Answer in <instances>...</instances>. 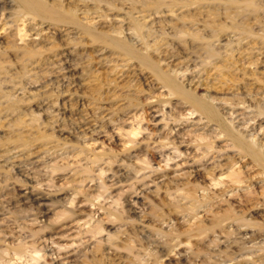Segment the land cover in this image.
Wrapping results in <instances>:
<instances>
[{
  "label": "rangeland",
  "instance_id": "rangeland-1",
  "mask_svg": "<svg viewBox=\"0 0 264 264\" xmlns=\"http://www.w3.org/2000/svg\"><path fill=\"white\" fill-rule=\"evenodd\" d=\"M21 2L0 0V264H264L263 166L142 60L261 145L264 0Z\"/></svg>",
  "mask_w": 264,
  "mask_h": 264
},
{
  "label": "bare ground",
  "instance_id": "bare-ground-1",
  "mask_svg": "<svg viewBox=\"0 0 264 264\" xmlns=\"http://www.w3.org/2000/svg\"><path fill=\"white\" fill-rule=\"evenodd\" d=\"M20 1V0H19ZM23 3H24V5L29 9V10H32L31 12H33L34 10L36 11V9H38V8H40V7H42V5L39 3V0H21ZM46 1V0H45ZM21 2V3H22ZM248 2V1H247ZM249 2H250V0H249ZM252 2V1H251ZM252 3H254V1L252 2ZM256 3V2H255ZM254 3V4H255ZM46 4V3H45ZM251 4V3H250ZM24 6V7H25ZM247 6V5H246ZM57 7V6H56ZM74 7V6H73ZM23 8V7H22ZM43 8V7H42ZM59 8V7H58ZM45 9V8H44ZM62 9V8H61ZM42 10V9H41ZM87 10V9H86ZM24 11V10H23ZM34 11V12H35ZM40 11V10H39ZM43 11V10H42ZM49 11V10H48ZM51 11H53V10H50V12L48 13V15L50 14V17L54 14V12L55 11H53L52 13H51ZM68 11V10H67ZM84 11V10H83ZM30 12V11H29ZM45 12H47V10L45 11ZM44 12V13H45ZM62 12V11H61ZM70 12V11H69ZM27 13V12H26ZM36 13V12H35ZM56 13V12H55ZM58 13V12H57ZM75 13V12H74ZM37 14H38V12H37ZM52 14V15H51ZM59 14V13H58ZM85 14V13H84ZM88 14V13H87ZM34 15V14H33ZM47 15V14H46ZM75 15V14H74ZM17 16V15H16ZM60 16V15H59ZM34 17V16H33ZM53 17V16H52ZM74 17V16H73ZM54 18V17H53ZM22 19H23V17H22ZM20 20V19H19ZM48 20V19H47ZM50 20H51V18H50ZM56 22V21H55ZM136 23V22H135ZM138 23H140V22H138ZM67 24V23H66ZM137 24V23H136ZM138 25V27L140 26L139 24H137ZM137 25H136V27H137ZM135 27V28H136ZM140 28V27H139ZM139 28L137 29V30H139ZM142 30V29H141ZM141 30H139V33L141 32ZM122 32V31H121ZM138 32V31H137ZM20 33V32H19ZM117 33H119V32H117ZM41 34V33H40ZM20 35V34H19ZM22 35V34H21ZM20 35V36H21ZM23 39V38H22ZM236 39V38H235ZM121 41V40H120ZM28 43V42H27ZM110 43V42H109ZM111 43H114L117 47H119V46H122L121 48H126V49H129L130 48V46H128V45H126V44H124L123 43V45L119 42V40H116V39H113V41L111 42ZM30 44V43H29ZM28 44V45H29ZM113 45V44H112ZM148 46V45H147ZM207 46V45H206ZM38 47V46H37ZM211 47V46H210ZM24 48V47H23ZM29 48V47H28ZM39 48V47H38ZM123 48V49H124ZM132 48V47H131ZM206 48V47H205ZM35 49V48H34ZM125 49V50H126ZM207 49V48H206ZM27 50V49H26ZM130 50H132V52H134V50L133 49H130ZM208 50V49H207ZM210 50V49H209ZM35 51V50H34ZM73 51V50H72ZM124 51V50H123ZM128 51V50H127ZM25 52V51H24ZM74 52V51H73ZM125 52V51H124ZM131 52V51H130ZM209 52V51H208ZM213 53V51L211 52V54ZM210 54V55H211ZM214 54V53H213ZM25 55V54H24ZM28 55V54H27ZM37 55V54H36ZM72 55V54H71ZM30 56V55H29ZM150 56V55H149ZM71 57V56H70ZM38 60V59H37ZM142 60L143 61H145L152 69H154L155 71H156V73L159 75V77L165 82V84L167 85V86H169V87H171V90L172 91H174L175 93H179V94H182V95H184V96H186L187 97V99H189V101H192L193 102V104H194V107L193 108H191L192 109V111H193V113L194 112H198L199 111V114H210L211 116H213V118L214 117H216V119H218L219 121H220V125H222V127H224V128H226V130H227V133L230 135V137H231V139H233V141L235 142V144L238 146V148L240 147L241 148V150L244 152V154H249L250 156H252V158H253V160L257 163V164H259L263 169H264V143H262L261 145L260 144H258V142H254V141H247V140H245V138H244V136L243 135H245V132L244 131H242V130H239V128L238 129H233L232 128V126H229L228 125V123L226 122L225 123V121L223 122L222 121V119H221V116H220V113H218V110H217V107H214L213 106V104L211 103L212 101H210V100H206V99H203L202 97H198V96H196V95H194V94H192L188 89H186V88H183L181 85H179L177 82H176V79L173 77V76H171V74H168L167 72H165V71H163L158 65H157V63H154V61L150 58V57H148L147 55H145V56H143L142 57ZM30 63V62H29ZM35 66V65H34ZM41 66V65H40ZM67 67V66H66ZM65 67V69H67ZM72 67V66H71ZM147 67V66H146ZM145 67V68H146ZM52 68V67H51ZM68 70V69H67ZM73 70V69H72ZM187 71V70H186ZM41 72V71H40ZM39 72V73H40ZM44 72V71H43ZM46 72V71H45ZM66 76V75H65ZM186 76V75H185ZM189 78V77H188ZM157 80H158V78H157ZM200 80V79H199ZM235 85V84H234ZM238 87V86H237ZM169 89V88H168ZM238 90V89H237ZM240 90V89H239ZM245 91V90H244ZM168 92H169V90H168ZM241 92V91H240ZM256 92V91H255ZM258 94V93H257ZM172 95H173V93H172ZM171 95V96H172ZM246 95V94H245ZM238 96V95H237ZM240 96H242V95H240ZM250 98V97H249ZM255 98H256V96H255ZM186 99V98H185ZM210 99V98H209ZM257 99V98H256ZM262 99V98H261ZM213 100V99H212ZM234 100H235V98H234ZM232 101V100H231ZM251 101V100H250ZM255 101V100H254ZM183 102H185V101H182V103ZM226 102V101H225ZM247 102V101H246ZM232 104H233V102H231ZM235 103H237V102H235ZM243 103V102H242ZM224 104H226V103H224ZM244 104V103H243ZM242 104V105H243ZM230 105V104H229ZM234 105V104H233ZM240 105H241V103H240ZM241 105V106H242ZM253 105V104H252ZM192 106V105H191ZM223 106V105H222ZM235 106V105H234ZM239 106V105H238ZM244 106V105H243ZM247 105H245V107H246ZM256 105H254V107H255ZM263 106V105H262ZM175 108V107H174ZM232 108V107H231ZM239 109H232V112L230 111V113L232 114V116L233 115H235V117L234 118H236L237 119V117H239V119H237V120H239V121H241V120H243V124H245V123H247V119H248V117H250V116H253L252 115V113H249V112H246V110L243 108H241L240 106L238 107ZM187 110V109H186ZM259 111H257L259 114H263L264 113V111H262L261 112V110H264V109H258ZM189 111V110H188ZM228 111V110H227ZM190 112V111H189ZM201 112V113H200ZM228 114V113H227ZM194 116V115H193ZM230 116V115H229ZM258 115H256V117H257ZM260 116V115H259ZM263 116H264V114H263ZM136 117V116H135ZM173 117V116H172ZM171 117V118H172ZM174 117H176V116H174ZM173 117V118H174ZM185 117V116H184ZM189 118V117H188ZM247 118V119H246ZM252 117H250L248 120L249 121H251V120H253L254 121V118L253 119H251ZM177 119V118H176ZM187 119V118H186ZM185 119V120H186ZM198 119V118H197ZM200 119H201V122H202V117H200ZM246 119V121H244ZM173 120V119H172ZM180 120V119H179ZM179 120H178V122H179ZM184 121V120H183ZM194 121V120H193ZM175 122V121H174ZM183 123V122H182ZM231 123H233V124H235L234 123V121H231ZM249 123V122H248ZM247 123V124H248ZM255 123V122H254ZM262 123V125H263V123H264V120L261 122ZM212 124V123H211ZM207 125V124H206ZM237 125H239V124H237ZM242 125V124H241ZM249 125V124H248ZM254 125V124H253ZM141 126V125H140ZM168 126V125H167ZM182 126V125H181ZM204 126V125H203ZM247 126V125H246ZM261 126V125H260ZM259 126V127H260ZM138 127V126H137ZM212 127V126H211ZM239 127H240V125H239ZM241 127H243V125L241 126ZM175 128V127H174ZM219 128V127H218ZM244 128V127H243ZM261 128H263V127H261ZM136 129V128H135ZM177 130V129H176ZM234 130V131H233ZM129 131V130H128ZM137 131V130H136ZM203 131V130H202ZM220 131V130H219ZM236 131L238 132V134L236 133ZM216 132H218V131H216ZM215 132V133H216ZM262 132V131H261ZM104 133V132H103ZM135 133H137V132H135ZM139 133V132H138ZM194 133V132H193ZM214 133V134H215ZM219 133V132H218ZM239 133H241V134H239ZM132 134V133H131ZM134 134V133H133ZM217 134V133H216ZM221 134V133H220ZM219 134V135H220ZM223 134V133H222ZM135 135V134H134ZM134 135H133V137H134ZM138 135V134H137ZM139 135H140V133H139ZM172 135V134H171ZM175 135V134H174ZM181 135V134H180ZM200 135V134H199ZM204 135V134H203ZM209 135V134H208ZM212 135H213V133H212ZM211 134H210V136H212ZM242 135V136H241ZM206 135H204V137H205ZM221 136V135H220ZM223 136V135H222ZM245 136H248L247 134L245 135ZM254 136V135H253ZM202 137V136H201ZM209 137V136H208ZM207 137V138H208ZM216 138L217 137H219V136H215ZM249 137H251V136H249ZM262 137V136H261ZM130 138V137H129ZM163 138V137H162ZM176 138V137H175ZM207 138H205V139H207ZM256 138V137H255ZM255 138H253V139H255ZM167 139V138H166ZM96 140V139H95ZM210 141V140H209ZM260 141V140H259ZM264 141V140H263ZM97 142V141H96ZM182 142V141H181ZM166 143V142H165ZM260 143V142H259ZM155 145V144H154ZM161 145V144H160ZM166 146V145H165ZM211 146V145H210ZM234 146V145H233ZM203 148V147H202ZM214 148V147H213ZM143 149V148H142ZM146 149H147V147H146ZM13 150V149H12ZM147 150H149V149H147ZM197 150V149H196ZM240 150V149H239ZM149 152V151H148ZM20 153V152H19ZM144 153V152H143ZM211 153V152H210ZM213 153V152H212ZM146 154V153H145ZM20 155V154H19ZM136 155V154H135ZM205 155V154H204ZM142 156V155H141ZM16 157V156H15ZM26 157V156H25ZM97 157V156H96ZM95 157V158H96ZM145 157H146V155H145ZM203 158V157H202ZM20 159V158H19ZM143 159H145V158H143ZM7 161V160H6ZM236 161V160H235ZM252 161V160H251ZM20 162V161H19ZM31 162V161H30ZM139 162V161H138ZM137 162V163H138ZM126 163V162H125ZM129 163V162H128ZM149 163V162H148ZM151 163H153V162H151ZM121 165V164H120ZM131 165V164H130ZM146 165V164H145ZM144 165V166H145ZM148 166V165H147ZM110 167V166H109ZM221 167V166H220ZM142 168V167H141ZM248 168V167H247ZM19 169V168H18ZM102 169V168H101ZM117 169V168H116ZM140 169V168H139ZM143 169V168H142ZM148 169V168H147ZM131 170V169H130ZM196 170V169H195ZM238 170V169H237ZM237 170H234L232 173H231V175H233V180H236V181H238V180H240V178H239V176H238V171ZM102 171V170H101ZM133 171V170H132ZM194 171V170H193ZM220 171V170H219ZM107 172V171H106ZM115 172V171H114ZM130 172V171H129ZM29 173V172H28ZM21 174H22V172H21ZM20 174V175H21ZM105 174V173H104ZM112 174V173H111ZM122 174V173H121ZM129 174V173H128ZM127 174V175H128ZM137 174V173H136ZM140 174V173H139ZM139 174L137 175V176H139ZM163 174V173H162ZM213 174V173H212ZM219 174V173H218ZM217 174V175H218ZM31 175V174H30ZM146 175V174H145ZM148 175V174H147ZM161 175V174H160ZM217 175H215V176H217ZM35 176V175H34ZM136 176V175H135ZM214 176V175H213ZM212 176V177H213ZM221 176V175H220ZM259 176V175H258ZM262 176V175H261ZM123 177V176H122ZM131 177V176H130ZM132 177H133V175H132ZM142 177L143 176H140L139 178H141L142 179ZM164 177V176H163ZM225 177V176H224ZM227 177V176H226ZM24 178V177H23ZM26 178V177H25ZM113 178V177H112ZM138 177H136V180L138 181H140V179H139ZM144 178H145V176H144ZM222 178V177H221ZM36 179V178H35ZM111 179V178H110ZM122 179V178H121ZM132 179V178H131ZM213 179V178H212ZM247 179V178H246ZM123 180V179H122ZM126 180H127V178H126ZM224 181H225V179H223ZM222 180V181H223ZM242 180V179H241ZM256 180V179H255ZM112 181V180H111ZM132 181V180H131ZM211 181V180H210ZM216 182H218L217 181V179L215 180ZM224 181H223V183H224ZM246 181V180H245ZM248 181V180H247ZM246 181V182H247ZM41 182V181H40ZM119 182V181H118ZM152 182V181H151ZM150 182V183H151ZM234 182V181H233ZM240 182V181H239ZM31 183V182H30ZM116 183V182H115ZM148 183V182H147ZM221 183V182H220ZM235 183V182H234ZM241 183V182H240ZM114 184V183H113ZM132 184H134V183H132ZM136 184V183H135ZM134 184V185H135ZM154 184V183H153ZM212 184H213V182H212ZM217 184V183H216ZM215 183H214V185H216ZM228 184V183H227ZM238 184V183H237ZM243 184V183H242ZM247 184V183H246ZM103 185V184H102ZM107 185H109V184H107ZM219 184H217V186H218ZM33 186H34V184H33ZM101 186V185H100ZM148 186V185H147ZM230 186V185H229ZM233 186H234V184H233ZM107 187V186H106ZM143 187V186H142ZM226 187V186H225ZM35 188V187H34ZM41 188V187H40ZM218 188V187H217ZM229 188V187H228ZM233 188V187H232ZM237 188V187H236ZM147 190V189H146ZM226 190V189H225ZM37 191V190H36ZM84 191V190H83ZM97 191H99V190H97ZM122 191V190H121ZM120 191V192H121ZM124 191V190H123ZM135 191L137 192L138 191V188H136L135 189ZM238 191V190H237ZM28 192V191H27ZM46 192V191H45ZM101 192H102V190H101ZM119 192V191H118ZM136 192H134V193H136ZM139 192V191H138ZM254 192V191H253ZM26 193V192H25ZM98 193V192H97ZM97 193H95V194H97ZM126 193V192H125ZM140 193V192H139ZM216 193H217V190H216ZM29 194L30 195H28V197H27V200H29V201H31V203H33L35 206H37V205H40V206H42V205H46L47 206V204H46V202L45 201H47V200H49V198H48V196H46L45 195V193L43 194V193H35V191L33 192L32 190L31 191H29ZM88 194V193H87ZM93 194V193H92ZM137 194V193H136ZM135 194V195H136ZM234 194V193H233ZM47 195H49V194H47ZM86 195V194H85ZM99 195V194H98ZM120 195V194H119ZM208 195V194H207ZM206 195V196H207ZM232 195V194H231ZM73 196V195H72ZM100 196V195H99ZM138 196V195H137ZM220 196V195H219ZM233 196H235V195H233ZM108 197V196H107ZM203 197V196H202ZM208 197H209V195H208ZM228 197H229V195H228ZM236 197V196H235ZM255 197V196H254ZM262 197V196H261ZM205 198V197H204ZM258 198V197H257ZM70 199V198H69ZM74 199V198H73ZM89 199V198H88ZM93 199V198H92ZM109 199V198H108ZM136 199V198H135ZM210 199V198H209ZM208 198H207V200H209ZM72 200V199H71ZM96 200H97V198H96ZM226 200V199H225ZM110 201V200H109ZM116 201V200H115ZM119 201V200H118ZM204 202H205V200H203ZM217 201V200H216ZM230 201V200H229ZM255 201V200H254ZM264 201V200H263ZM25 202H26V200H25ZM28 202V201H27ZM49 202V201H48ZM114 202V201H113ZM121 202V201H120ZM212 202V201H211ZM51 203V202H50ZM119 203V202H118ZM218 203V202H217ZM220 203V202H219ZM225 203V202H224ZM126 204V203H125ZM135 204V203H134ZM196 204V203H195ZM214 204V203H213ZM221 204V203H220ZM222 204H223V202H222ZM231 204V203H230ZM243 204V203H242ZM258 204V203H257ZM69 205V204H68ZM71 205V204H70ZM79 205V204H78ZM77 205V206H78ZM128 205V204H127ZM215 205V204H214ZM32 206V205H31ZM81 206V205H80ZM196 206V205H195ZM231 206V205H230ZM68 207V206H67ZM121 207H122V203H121ZM232 207V206H231ZM247 207V206H246ZM254 207V206H253ZM257 207V206H256ZM41 208V207H40ZM75 208V207H74ZM80 208V207H79ZM104 208V207H103ZM124 208V207H123ZM129 208V207H128ZM220 208H221V206H220ZM227 208V207H226ZM233 208V207H232ZM36 209V208H35ZM83 209V208H82ZM81 209V210H82ZM117 209H118V207H117ZM125 209V208H124ZM133 209V208H132ZM79 210V209H78ZM100 210V209H99ZM113 210V209H112ZM130 210V209H129ZM134 210V209H133ZM41 211V210H40ZM111 211V210H110ZM126 211V210H125ZM135 211V210H134ZM227 211H229V210H227ZM233 211H234V208H233ZM238 211V210H237ZM63 212V211H62ZM82 212V211H81ZM85 212V211H84ZM91 212V211H90ZM124 212V211H123ZM65 213V212H64ZM116 213V212H115ZM234 213V212H233ZM89 215H90V213H88ZM110 214V213H109ZM130 214V213H129ZM225 214V213H224ZM119 215H120V213H119ZM221 215H223V212H222V214ZM263 215V214H262ZM92 216V215H91ZM95 216V215H94ZM235 217L236 216V214L235 215H230L229 213H227L226 215H223L222 216V219H231V217ZM8 217V216H7ZM93 217V216H92ZM115 217H117V216H115ZM216 217V216H215ZM242 215H237L235 218L236 219H241L240 221H242V222H244V223H251L252 221L248 218V219H245V217L242 219ZM113 218V217H112ZM2 219V218H1ZM218 219V218H217ZM235 219V220H236ZM253 219V218H252ZM101 220V219H100ZM114 220V219H113ZM263 220V219H262ZM80 221H82V220H80ZM222 221V220H221ZM220 221V222H221ZM251 221V222H250ZM100 222V221H99ZM99 222H97V223H99ZM254 222H256V221H254ZM11 223V222H10ZM92 223V222H91ZM71 224V223H70ZM69 224V225H70ZM73 224V223H72ZM79 224V223H78ZM87 224V223H86ZM85 224V225H86ZM100 224V223H99ZM134 224V223H133ZM169 224V223H168ZM252 224V223H251ZM251 224H249V225H251ZM6 225V224H5ZM82 225V224H81ZM102 225V224H101ZM129 225V224H128ZM128 225H127V227H128ZM13 226V225H12ZM15 226V225H14ZM68 226V225H67ZM84 226V225H83ZM256 226H257V224H256ZM94 227V226H93ZM101 227V226H100ZM99 227V229H101ZM241 227H243V226H241ZM258 227V226H257ZM68 228V227H67ZM89 228V227H88ZM98 228V227H97ZM156 228V227H155ZM155 228H153V229H155ZM236 228V227H235ZM240 228V227H239ZM85 229V228H84ZM103 229V228H102ZM202 229V228H201ZM242 229V228H241ZM256 229V228H255ZM263 229V228H262ZM14 230V229H13ZM36 231L38 230V229H35ZM86 230V229H85ZM98 230V229H97ZM132 230V229H131ZM159 230V229H158ZM203 230V229H202ZM228 230V229H227ZM238 229H236V231H237ZM257 230V229H256ZM39 231V230H38ZM87 231V230H86ZM96 231V230H95ZM94 231V232H95ZM144 231V230H143ZM242 231V230H241ZM31 232V231H30ZM85 232V231H84ZM91 232V231H90ZM93 232V233H94ZM131 232V231H130ZM129 232V233H130ZM160 232V231H159ZM171 232V231H170ZM235 232V231H234ZM253 232V231H252ZM11 233H12V231H11ZM162 233V232H161ZM240 233V232H239ZM1 234V233H0ZM14 234V233H13ZM21 234V233H20ZM37 234V233H36ZM86 234V233H85ZM133 234V233H132ZM163 234V233H162ZM223 234V233H222ZM233 234V233H232ZM256 234V233H255ZM5 235V234H4ZM27 235V234H26ZM56 235V234H55ZM131 235V234H130ZM238 235H240V234H238ZM33 236V235H32ZM57 236V235H56ZM93 236V235H92ZM96 236V235H95ZM164 236V235H163ZM53 237H55V236H53ZM94 237V236H93ZM166 237V236H165ZM164 237V238H165ZM169 237H171V236H169ZM238 237V236H237ZM244 237V236H243ZM250 237H251V235H250ZM45 238V237H44ZM140 238V237H139ZM138 238V239H139ZM142 238V237H141ZM161 238H162V236H161ZM168 238V237H167ZM178 238V237H177ZM256 238V237H255ZM40 239V238H39ZM95 239V238H94ZM129 239H131V238H129ZM137 239V238H136ZM241 239V238H240ZM244 239V238H243ZM257 239V238H256ZM21 240V239H20ZM26 240V239H25ZM140 240V239H139ZM144 240V239H143ZM235 240V239H234ZM165 241V240H164ZM251 241V240H250ZM256 241V240H255ZM20 242V241H19ZM30 242V241H29ZM89 242H90V240H89ZM142 242V241H141ZM166 242V241H165ZM182 242H184V241H182ZM189 242V241H188ZM188 242H187V244H188ZM24 243V242H23ZM36 243V242H35ZM137 243H139V242H137ZM185 243V242H184ZM183 243V244H184ZM238 243V242H237ZM243 243V242H242ZM252 243V242H251ZM21 244V243H20ZM144 244V243H143ZM31 245V244H30ZM51 245V244H50ZM60 245V244H59ZM64 245V244H63ZM101 245V244H100ZM251 245V244H250ZM253 245H254V243H253ZM16 246H17V244H16ZM62 246V245H61ZM128 246V245H127ZM156 246H158V245H156ZM244 246V245H243ZM261 246V245H260ZM31 247H33V246H31ZM36 247V246H35ZM67 247V246H66ZM98 247V246H97ZM144 247H146L145 245L143 246V248ZM171 247V246H170ZM187 247V246H186ZM231 247V246H230ZM249 246H247V248H248ZM264 247V246H263ZM16 248V247H15ZM22 248V247H21ZM68 248V247H67ZM130 248V247H129ZM136 248H138V247H136ZM140 248H142V247H140ZM139 248V249H140ZM169 248V247H168ZM227 248H228V246H227ZM253 248V247H252ZM79 249V248H78ZM132 249V248H131ZM167 249V248H166ZM190 249V248H189ZM262 249V248H261ZM18 250V249H17ZM30 250V249H29ZM234 250V249H233ZM244 250V249H243ZM2 251V250H1ZM13 251V250H12ZM25 251V250H24ZM36 251V253L38 252L37 250H35ZM34 251V252H35ZM39 251H40V249H39ZM131 251V250H130ZM170 251V250H169ZM172 251H174V250H172ZM193 251V250H192ZM241 251V250H240ZM19 252H21V251H19ZM137 252V251H136ZM182 252V251H181ZM17 253H18V251H17ZM22 253V252H21ZM24 253V252H23ZM85 253V252H84ZM156 253V252H155ZM194 253V252H193ZM241 253V252H240ZM20 254V253H19ZM70 254V253H69ZM137 254V253H136ZM158 254V253H157ZM226 254H228V253H226ZM237 254V253H236ZM260 254V253H259ZM41 255V254H40ZM133 255V254H132ZM153 255V254H152ZM172 255V254H171ZM194 255V254H193ZM197 255V254H196ZM234 255V254H233ZM241 255V254H240ZM15 256V255H14ZM24 256V255H23ZM105 256V255H104ZM125 256V255H124ZM123 256V257H124ZM135 256V255H134ZM141 256V255H140ZM156 256V255H155ZM164 256V255H163ZM169 256V255H168ZM58 257H59V255H58ZM135 257H137V256H135ZM139 257V256H138ZM152 257V256H151ZM157 257H158V255L156 256V259H157ZM159 257H162V256H159ZM158 257V258H159ZM186 257V256H185ZM236 257V256H235ZM241 257V256H240ZM251 257V256H250ZM263 257V256H262ZM56 258V257H55ZM54 258V259H55ZM62 258V257H61ZM87 258V257H86ZM94 258V257H93ZM172 258V257H171ZM239 258V257H238ZM114 259V258H113ZM133 259H135V258H133ZM139 259V258H138ZM143 259V258H142ZM191 259V258H190ZM232 259V258H231ZM240 259V258H239ZM262 259V258H261ZM261 259H257L258 261L259 260H261ZM52 260V259H51ZM86 260V259H85ZM130 260V259H129ZM217 260V259H216ZM220 260V259H219ZM218 260V261H219ZM37 261V260H36ZM47 261H49V260H47ZM70 261V260H69ZM97 261V260H96ZM109 261V260H108ZM127 261V260H126ZM138 261V260H137ZM144 261V260H143ZM157 261V260H156ZM176 261V260H175ZM193 261V260H192ZM241 261V260H240ZM244 261V260H243ZM262 261V260H261ZM71 262V261H70ZM88 262V261H87ZM99 262V261H98ZM134 262H136V261H134ZM239 262V261H238ZM256 262V261H255ZM254 262V263H255ZM264 262V261H263ZM34 263V262H33ZM113 263H115V262H113ZM117 263V262H116ZM124 263V262H123ZM159 263V262H158ZM161 263V262H160ZM164 263V262H163ZM195 263H196V259H195ZM58 264V263H57ZM84 264V263H83ZM86 264V263H85ZM88 264V263H87ZM90 264H92V263H90ZM100 264V263H99ZM103 264V263H102ZM122 264V263H121ZM142 264V263H141ZM155 264H157L156 262H155ZM171 264V263H170ZM260 264H262V263H260Z\"/></svg>",
  "mask_w": 264,
  "mask_h": 264
}]
</instances>
